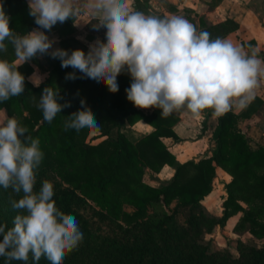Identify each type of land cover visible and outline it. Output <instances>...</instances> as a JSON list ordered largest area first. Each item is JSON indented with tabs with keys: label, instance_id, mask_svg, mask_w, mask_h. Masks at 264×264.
I'll use <instances>...</instances> for the list:
<instances>
[{
	"label": "trees",
	"instance_id": "obj_1",
	"mask_svg": "<svg viewBox=\"0 0 264 264\" xmlns=\"http://www.w3.org/2000/svg\"><path fill=\"white\" fill-rule=\"evenodd\" d=\"M0 3L11 17L9 26L13 32L25 35L37 27L24 0H0ZM237 27L226 19L202 25L198 32L207 31L212 39L223 38ZM5 43L7 51L0 52V59L11 62L15 58L14 49L7 40ZM31 70L28 63L18 68L25 76V91L0 102V112L3 120L15 117L27 127L29 135L39 138L44 158L34 191H39L48 172L55 179L53 199L57 208L74 216L83 233L78 248L68 253L62 264H264V148H252L237 128V121L259 106L258 97L238 114L229 110L217 116L212 131L215 148L210 156L175 164L161 138H176L172 126L179 110L165 117L157 108L148 113L136 109L126 98L125 90L131 83L128 74L117 76L119 90L111 93L103 83L88 78L66 80V74L74 70L61 68L59 59L52 58L39 86L28 80ZM75 71L78 77L82 75ZM55 85L64 97L59 102L70 101L71 106L48 123L38 105L44 87ZM81 99L99 127L65 130V121L81 108ZM137 120L149 124L152 131L135 138L130 136L125 125ZM113 129L116 134L112 138L109 134ZM90 130L105 138L87 143ZM165 164L174 169L165 184L153 187L143 182L145 169L158 172ZM216 167L230 176L224 184L226 196L220 204V216L208 213L201 203L211 192ZM19 198L11 189L0 187V206L8 211L12 221L17 211L9 201ZM88 203L115 226L118 237L103 234L88 224L80 212L82 205ZM124 206L131 209L126 212L131 219L128 223L121 221ZM154 206L166 211L148 216V208ZM181 210L185 214L179 221L176 215ZM238 212L240 216L232 231L248 233L251 243L237 238L236 257L230 254L228 246L212 250L205 236H211L216 227L222 228L226 219ZM0 264H5V258L0 257ZM38 264L50 262L41 257Z\"/></svg>",
	"mask_w": 264,
	"mask_h": 264
},
{
	"label": "clouds",
	"instance_id": "obj_2",
	"mask_svg": "<svg viewBox=\"0 0 264 264\" xmlns=\"http://www.w3.org/2000/svg\"><path fill=\"white\" fill-rule=\"evenodd\" d=\"M28 8L37 27L19 35L10 28L11 17L0 3V52L7 51V40L15 54L11 62L0 59V102L24 93L25 76L18 68L45 55L59 59L61 68L74 70L66 80L88 78L103 83L111 93L119 90L117 76L128 74L127 100L138 108L160 109L165 117L181 109L193 115L213 109L216 116L234 105L244 109L264 77V60L255 49L249 54L231 40L212 39L180 16L130 11L127 0H28ZM81 16L95 21L93 30H104V40L89 43L87 53L53 47L57 40L46 32ZM43 79L36 74L28 77L35 86ZM63 99L56 85L44 87L38 107L46 122L71 106L70 101L59 102ZM80 104L65 121V130L99 127L83 99ZM43 158L39 138L29 135L26 126L15 117L0 120V187L20 197L9 201L17 211L12 226L0 223V257L5 264H28L29 254L33 264L41 257L62 264L83 240L76 218L57 208L53 183L45 180L34 191Z\"/></svg>",
	"mask_w": 264,
	"mask_h": 264
},
{
	"label": "crops",
	"instance_id": "obj_3",
	"mask_svg": "<svg viewBox=\"0 0 264 264\" xmlns=\"http://www.w3.org/2000/svg\"><path fill=\"white\" fill-rule=\"evenodd\" d=\"M24 1L28 6V0ZM135 1L136 3H134ZM127 6L130 11L142 12L146 16L183 17L192 23L197 31L202 25H213L226 19L232 20L238 27L223 39L231 40L236 45H242L249 54L255 49L259 58L264 60V0H127ZM73 22L79 24L74 26ZM93 23L95 21H91L90 17L81 16L75 18L74 21L69 19L63 24L57 23L46 34L49 38H56L57 43L53 47L64 48L69 52L74 49L86 52L89 43L94 42L97 38L101 41L104 40V30H93ZM51 61L52 58L45 55L26 62L32 69L27 78L33 74L45 77ZM254 97L259 98V106L248 117L240 118L237 121V128L245 135L252 148L258 146L264 148V77L260 78L259 85L254 90ZM135 108L143 113H148L153 109ZM231 110L238 114L243 109L234 105ZM0 114L4 118L1 112ZM177 117V121L172 126L176 138H161L167 150L174 156L175 164L186 160L197 161L210 156L215 148L212 131L216 125L217 116L214 115V110L205 109L201 114L193 115L181 109L178 111ZM125 129L130 136L135 138L149 133L153 128L143 120H137L131 125L126 124ZM91 131L96 136L95 143L105 138V136H99L97 131ZM111 132L116 134L115 129ZM173 171V166L166 164L158 172L145 169L142 180L150 186L158 187L170 179ZM215 173L216 177L212 180L211 192L201 203L208 213L220 216V204L226 196L224 184L229 181L230 176L219 167L215 168ZM241 205L244 206L242 203ZM124 207L128 211L131 210L128 206ZM239 216L240 212L228 217L222 228L217 227L218 230L224 234L225 239L234 236V238L252 240L251 236L244 231L239 234L232 231Z\"/></svg>",
	"mask_w": 264,
	"mask_h": 264
},
{
	"label": "rangeland",
	"instance_id": "obj_4",
	"mask_svg": "<svg viewBox=\"0 0 264 264\" xmlns=\"http://www.w3.org/2000/svg\"><path fill=\"white\" fill-rule=\"evenodd\" d=\"M31 73V72H30ZM29 76V75H28ZM44 77L43 75H41ZM3 115V114H2ZM0 120H3L1 114H0ZM110 137H114L115 134L114 132H110L109 134ZM95 134L90 130L89 133L87 134V137L85 141L87 143H95ZM97 143V142H96ZM42 181L48 180L52 183H54L55 179L48 173L46 172L44 177L42 178ZM125 211V214L121 217L122 223H128L130 222L129 216H127L126 212H128V209L124 207L123 209ZM161 211H166L165 208H162L161 206H154V207H149L147 210V215L151 216L153 213L161 212ZM82 216L85 218V220L88 222V224L92 228H97L101 233L107 234L108 236H116L119 235L117 232L115 226L110 223L108 220H106L100 212H98V209L95 208L91 203H88V205H82L81 210H80ZM185 211L181 210L177 215V219L179 221L182 220L184 217ZM5 221V223L11 227L12 226V220L9 219V214L8 211L0 206V222ZM232 238L225 239L224 234L218 230L216 227L214 231L212 232L211 236H205V241H207L212 248V250H219L224 248L225 246H228L229 252L233 257L237 256V253L235 251V245H236V239L234 236H231ZM242 241L251 243L250 240L245 239V238H240ZM29 261H32L31 254H29Z\"/></svg>",
	"mask_w": 264,
	"mask_h": 264
}]
</instances>
